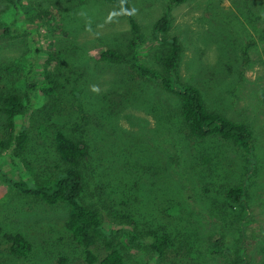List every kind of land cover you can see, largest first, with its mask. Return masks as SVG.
I'll use <instances>...</instances> for the list:
<instances>
[{
    "label": "rangeland",
    "instance_id": "374dc122",
    "mask_svg": "<svg viewBox=\"0 0 264 264\" xmlns=\"http://www.w3.org/2000/svg\"><path fill=\"white\" fill-rule=\"evenodd\" d=\"M129 5L141 37L132 53L129 24L111 3L20 0L14 9L0 0V96L27 98L29 137L27 168L9 149L0 151V172L25 182L62 173L54 146L60 132L88 146L78 167L80 202L101 214L106 236L96 255L110 243L126 264H264V0ZM166 13L168 35L182 46L177 80L196 87L209 111L248 126L253 159L217 137L190 138L176 96L137 78L129 62L99 59L113 50L160 71L153 27ZM47 83L48 95L40 89ZM21 124L17 118L16 130ZM237 187L244 200L227 202ZM66 217L64 206L22 196L0 175V264H85ZM154 232L174 242L165 258L150 249ZM9 233L31 245L26 257L9 254Z\"/></svg>",
    "mask_w": 264,
    "mask_h": 264
},
{
    "label": "trees",
    "instance_id": "16d2710c",
    "mask_svg": "<svg viewBox=\"0 0 264 264\" xmlns=\"http://www.w3.org/2000/svg\"><path fill=\"white\" fill-rule=\"evenodd\" d=\"M14 9L20 0H4ZM113 4L127 20L132 32L129 50L132 53L141 41L140 30L133 18L130 8L132 0H102ZM187 0H169L170 5H180ZM169 15H163L153 27L154 34L160 44L162 53L157 64L160 71L144 66L133 55L124 57L117 51L104 50L99 54L101 61L110 64L130 63L134 75L142 80L159 86L167 93L173 94L180 101L179 116L182 128L192 139L205 140L217 137L224 142H231L238 147L247 157L253 159L254 140L248 126L244 123H235L219 113L206 108L200 91L191 85L181 84L176 77V70L180 61L182 46L178 39L169 36ZM40 89L46 94L53 93L51 83L43 84ZM27 98H22L14 93L0 96V151L11 150L10 158L14 162L20 160L25 168L24 153L28 146V131L24 123L28 113ZM22 119V124L16 130L15 120ZM55 151L59 160L66 166L65 171L46 180L25 182L16 180L6 173L0 172L3 182L25 197L39 200L46 206H64L67 217L65 229L70 233L73 242L84 251L85 264H126L115 246L108 243L104 246V254L98 256L93 252L96 242L106 235L102 230L101 214L97 210L89 209L81 204L80 196L83 192V178L78 169L81 160L89 156L88 146L81 141H73L58 132L54 139ZM39 181V182H38ZM242 187L231 188L226 193V201L241 203L245 198ZM160 234V235H159ZM8 252L14 257L24 258L31 251V245L20 233H9L4 236ZM150 238V249L159 259L165 258L170 253L168 249L173 245V240L167 233L154 232ZM127 240L130 245L136 244V236L128 233ZM220 246L221 242L216 241ZM216 254L215 250H211Z\"/></svg>",
    "mask_w": 264,
    "mask_h": 264
}]
</instances>
